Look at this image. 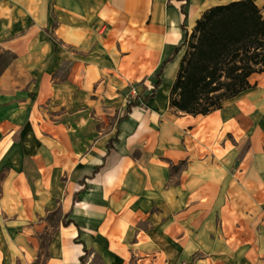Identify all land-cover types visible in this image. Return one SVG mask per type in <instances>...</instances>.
Listing matches in <instances>:
<instances>
[{
  "label": "crops",
  "instance_id": "obj_1",
  "mask_svg": "<svg viewBox=\"0 0 264 264\" xmlns=\"http://www.w3.org/2000/svg\"><path fill=\"white\" fill-rule=\"evenodd\" d=\"M233 1L0 0V264H264V72L170 105Z\"/></svg>",
  "mask_w": 264,
  "mask_h": 264
},
{
  "label": "trees",
  "instance_id": "obj_2",
  "mask_svg": "<svg viewBox=\"0 0 264 264\" xmlns=\"http://www.w3.org/2000/svg\"><path fill=\"white\" fill-rule=\"evenodd\" d=\"M183 45L170 105L187 115H207L248 89L251 75L264 72V17L254 0L212 7Z\"/></svg>",
  "mask_w": 264,
  "mask_h": 264
}]
</instances>
